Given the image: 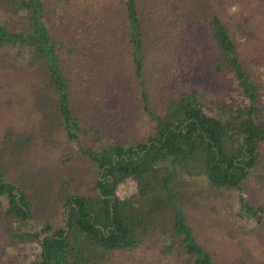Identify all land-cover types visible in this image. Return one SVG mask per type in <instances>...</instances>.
<instances>
[{
    "label": "trees",
    "instance_id": "16d2710c",
    "mask_svg": "<svg viewBox=\"0 0 264 264\" xmlns=\"http://www.w3.org/2000/svg\"><path fill=\"white\" fill-rule=\"evenodd\" d=\"M2 12L0 54L26 68L19 82L33 116L0 134V214L30 244L25 264H110L113 252L151 246L173 264H216L186 211L223 191H236L239 215L259 224L264 208L244 195L264 188V93L223 13L192 15L185 0H0ZM72 80L84 88L80 104ZM41 153L57 166L93 165L96 177L79 191L56 177L59 217L23 229L31 202L5 170Z\"/></svg>",
    "mask_w": 264,
    "mask_h": 264
},
{
    "label": "rangeland",
    "instance_id": "374dc122",
    "mask_svg": "<svg viewBox=\"0 0 264 264\" xmlns=\"http://www.w3.org/2000/svg\"><path fill=\"white\" fill-rule=\"evenodd\" d=\"M185 3L192 15L201 13L205 8L223 13L224 20L228 19L235 51L246 77L259 85L264 93V0H185ZM4 17L2 12L0 23ZM66 68L71 77L77 76L73 66L66 65ZM22 76L26 78V68L21 67L18 60L14 61L11 55H4L2 59L0 54V134L7 127L17 129L25 126L33 118L25 96L24 80L19 82ZM29 83L28 79L26 84ZM222 87L223 83H216L212 89L217 98L224 95ZM73 89L77 91L73 95L75 103L80 104L84 90L80 81H70L69 90ZM230 93L231 103L238 102L240 96L236 89L232 88ZM260 99L264 100V96ZM108 142L106 138L101 140L102 144ZM55 152L53 150V154ZM53 154L41 153L19 168L12 167L10 164H14L6 159L5 166L13 169L5 170V181L31 202L30 217L24 222L23 229L37 230L45 218L56 220L59 217L61 207L54 203L53 193L56 177L62 174L70 176L74 180L72 189L77 191L86 190L96 177L93 165L79 167L75 161H70L57 166L49 159ZM125 189L127 192L134 189L132 181L126 184ZM247 189L249 191L245 193L244 199L255 208L263 209L264 188L254 186ZM223 192L210 194L199 207L187 209V222L192 226L196 238L216 264H229L238 260H242V264H264V209L258 212L259 224L254 223L239 215L241 211L238 209L236 191ZM3 207L4 199L0 196L1 211ZM43 234L39 232L37 239ZM14 237V223L0 214V264H25V253L29 254L26 246L30 244ZM141 251L124 249L113 252L110 264H173L171 258L161 255L155 246ZM124 256L127 261H119Z\"/></svg>",
    "mask_w": 264,
    "mask_h": 264
}]
</instances>
